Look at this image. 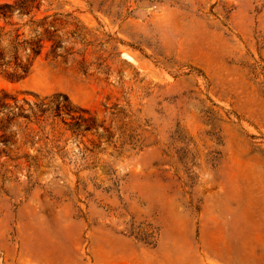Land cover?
Masks as SVG:
<instances>
[{"label":"rangeland","instance_id":"rangeland-1","mask_svg":"<svg viewBox=\"0 0 264 264\" xmlns=\"http://www.w3.org/2000/svg\"><path fill=\"white\" fill-rule=\"evenodd\" d=\"M36 13L31 73L0 66V264H264V0Z\"/></svg>","mask_w":264,"mask_h":264},{"label":"trees","instance_id":"trees-1","mask_svg":"<svg viewBox=\"0 0 264 264\" xmlns=\"http://www.w3.org/2000/svg\"><path fill=\"white\" fill-rule=\"evenodd\" d=\"M90 4L93 3L90 2ZM40 7L41 0L0 1V66L8 68L10 65H14L11 78L16 81L26 78L31 73L35 60L43 51L44 41L46 39L53 40V35L48 30L49 26L46 25L48 16L37 18L36 12L40 10ZM24 17H29V19L26 22H21ZM25 25L30 26L29 37L25 36V32L22 31ZM39 26L44 28L43 31L39 30ZM59 47L60 42L54 41L51 51L55 56H57L56 49ZM24 54L27 55V58ZM62 96L69 101L67 95ZM7 105L8 102L0 100V112L7 108ZM48 111L49 109H41L43 114ZM33 113L36 114V111ZM27 114L21 111L14 115L29 118L30 114ZM60 114L61 109L57 107L56 115ZM151 236L150 234L149 237ZM140 238L148 240L146 237Z\"/></svg>","mask_w":264,"mask_h":264}]
</instances>
